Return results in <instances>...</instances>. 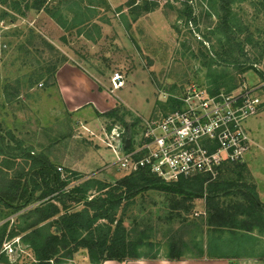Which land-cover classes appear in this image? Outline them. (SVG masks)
<instances>
[{
    "label": "rangeland",
    "instance_id": "1",
    "mask_svg": "<svg viewBox=\"0 0 264 264\" xmlns=\"http://www.w3.org/2000/svg\"><path fill=\"white\" fill-rule=\"evenodd\" d=\"M129 1L141 3L144 0H105L96 9L85 6L79 9L73 1L71 11L63 10L62 13L68 22H72L73 13L76 12L79 22L67 30L59 27L43 12L30 11L22 17L6 11L8 15H4V7L0 6V121L5 131L11 132L15 139L22 140L26 148H31L33 157L42 153L61 173L67 169L70 171L65 175H70V172L81 175L79 179H69V186L90 176L114 182L128 174L108 146L111 143L110 134L107 133L110 121L97 116L98 112L104 113L117 105L123 106L126 110L125 124L114 127L125 129L124 138L137 137L142 131L144 119L172 111L177 103L176 98L183 91L196 86L209 92L208 70L198 57L208 61L210 58L218 59L215 54L225 42V39L220 40L223 35L220 32L211 34L210 41L201 43L203 34H210L208 32L218 24L216 15L220 9L217 3L214 10L208 5V0H192L191 5L197 6L194 11L198 20L197 31L193 23L187 26L181 17L179 1L167 4V0H154L158 6L141 13L136 20H133L127 9ZM234 2H237L235 11L243 9L244 12L240 14L245 24L247 22L250 26L254 39L258 34L261 35L258 40V46L261 47L264 43V0ZM254 4H257L258 9L261 8L260 12L254 9ZM119 7L124 9L123 16L118 12ZM87 17L90 19H85ZM29 28L33 29V33H30ZM49 43L52 47L47 45ZM260 49L248 53L250 61ZM201 52L206 57H202ZM62 58L67 59L66 63L77 65L90 73L101 89H111L116 100L114 107L103 103L100 109L104 110L100 112L94 105H86L79 113H70V107L64 103L56 84H50L52 79L45 77L32 87H26L25 82L33 70ZM259 64V69L264 72V58ZM218 69H224V78L217 86L218 91L234 93L241 87H252L256 88L255 92L262 100L258 114L244 122L253 143L244 161L227 169L228 172L236 170V173L227 177L254 184L258 200L264 205V80L252 69L242 73L231 66ZM116 72L122 76L123 85L113 90L111 77ZM18 79L21 80L19 92L10 96V102L5 101L1 87L6 84L16 86ZM119 130L115 129V132ZM12 143L11 140L10 145ZM0 187L3 186L0 184ZM167 200L161 192L148 191L136 196L131 203L123 200L117 215L121 218L123 213L126 226L130 225L133 218L139 222L157 223L158 226L149 235L155 244L160 243V257L166 253L163 244L169 227L174 229L177 226V222L166 223L169 212ZM224 200L229 199L226 197ZM33 206L28 204L16 214L8 215L0 224L6 220L13 223L18 214ZM205 208L204 199L195 200L193 210L187 215L188 219L206 217ZM0 213H6L1 205ZM199 232L198 227L193 225L179 233L190 242V239L199 238ZM252 234L258 236L257 242H249L258 248L254 251L256 253L264 246V235H259L257 229ZM246 249L243 252H247ZM224 252L230 254V251ZM0 254L4 255L0 257V264H31L34 258L19 236L5 239ZM56 264H89V260L78 253L71 259L59 258Z\"/></svg>",
    "mask_w": 264,
    "mask_h": 264
},
{
    "label": "trees",
    "instance_id": "2",
    "mask_svg": "<svg viewBox=\"0 0 264 264\" xmlns=\"http://www.w3.org/2000/svg\"><path fill=\"white\" fill-rule=\"evenodd\" d=\"M73 1L79 9L82 6L96 9L105 3V0H0V6L4 7V15H8L6 11L22 17L30 11L43 12L59 27L67 30L79 22L76 20V12L73 13V23L68 22L62 13L63 10L71 11ZM172 1H179L181 17L185 19L186 25L193 23L199 31L197 15L194 12L197 6L191 5L192 0H167V4ZM216 3L220 9V13L216 15L218 24L214 30L208 32L210 34H203L201 43L210 41L211 34L220 32L223 33L220 40L225 39V42L215 54L218 59L210 58L208 61L198 57L202 66L208 70L210 94L220 93L217 86L223 81L224 69L218 68L231 66L240 73L252 69L264 80V72L259 69V63L264 58V43L261 47L258 46L261 35L258 34L256 40L254 39L250 26L247 22L245 24L240 14L244 12L243 9L240 12L234 10L237 2L208 0L212 9ZM126 6L133 20H136L141 13L157 7L158 3L154 0H144L141 3L129 1ZM255 8L260 12L261 8L258 9L257 4H254ZM123 10L122 7L118 8L120 15ZM29 31L33 33L32 28ZM47 45L52 47L50 43ZM258 49L259 53L250 61L248 53L257 52ZM201 56L206 57L203 53ZM66 62L67 59L62 58L33 70L25 82L26 87H32L45 77L52 79L50 84L57 86L56 73ZM20 82L18 79L16 86L6 84L1 87L5 101L10 102V96L19 92ZM98 89L103 90L100 86ZM125 111L123 106L117 105L96 115L110 121L107 126L110 131L115 125L125 124ZM11 140L13 145H10ZM31 152V148H26L22 140L15 139L11 132L5 131L0 121V184L3 186L0 187V205L6 209V213H0V221L10 214H16L28 204H34L18 214L13 223L6 220L0 224V250L5 239L19 236L22 244L34 256L31 264H51L52 260L56 264L59 258L71 259L82 251L86 252L89 264H102L107 260L124 262L159 258L178 261L253 257L264 261V246L255 253L258 248L249 243L257 242L258 236L252 234L254 230L257 229L259 235H264V205L258 200L254 184L227 177L236 173V170L228 172L227 169L241 163L224 164L213 179L205 174H193L175 181H165L141 169L125 174L114 182L90 176L69 186V179H79L81 175L75 172L65 175L70 170L66 169L65 173H61L44 154L33 157ZM2 183L11 185L5 186ZM148 191L161 192L168 198L166 223L177 222L174 229L169 227L163 244L166 253L162 257L158 252L160 243L155 244L149 235L158 226L157 223L139 222L133 218L130 225L126 226L123 213L121 218L117 216L123 200L131 203L136 196ZM226 197L228 201L224 200ZM197 199L205 200L206 217L190 220L187 215L193 210ZM193 225L198 227L200 236L187 242L179 232ZM144 249H148L147 252ZM245 249L247 252H243ZM224 251H230V254ZM0 257L4 255L0 254Z\"/></svg>",
    "mask_w": 264,
    "mask_h": 264
},
{
    "label": "built area",
    "instance_id": "3",
    "mask_svg": "<svg viewBox=\"0 0 264 264\" xmlns=\"http://www.w3.org/2000/svg\"><path fill=\"white\" fill-rule=\"evenodd\" d=\"M111 82L113 90L120 88L122 76L114 73ZM255 89L210 94L191 86L172 111L144 119L141 133L127 146L125 129L112 127L108 146L128 173L145 169L165 181L193 174L213 178L224 164L243 162L253 143L244 122L261 109Z\"/></svg>",
    "mask_w": 264,
    "mask_h": 264
},
{
    "label": "crops",
    "instance_id": "4",
    "mask_svg": "<svg viewBox=\"0 0 264 264\" xmlns=\"http://www.w3.org/2000/svg\"><path fill=\"white\" fill-rule=\"evenodd\" d=\"M92 78L94 77L90 73L85 72L77 65L65 63L58 69L56 81L59 94L64 103L70 107V113H79L86 105H94L100 112L104 110L100 109V107H103V103L114 107L116 100L113 98V92L106 89L99 90L98 85ZM106 99L108 102H106ZM102 264H264V261L253 257H245L236 260L207 258L178 261L140 259L118 262L107 260Z\"/></svg>",
    "mask_w": 264,
    "mask_h": 264
},
{
    "label": "water",
    "instance_id": "5",
    "mask_svg": "<svg viewBox=\"0 0 264 264\" xmlns=\"http://www.w3.org/2000/svg\"><path fill=\"white\" fill-rule=\"evenodd\" d=\"M128 144H129V138L126 139L125 146H127ZM79 254L82 255V256H86V252L85 251H82Z\"/></svg>",
    "mask_w": 264,
    "mask_h": 264
}]
</instances>
